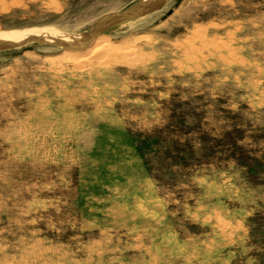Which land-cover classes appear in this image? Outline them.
Segmentation results:
<instances>
[{
    "label": "rangeland",
    "instance_id": "obj_1",
    "mask_svg": "<svg viewBox=\"0 0 264 264\" xmlns=\"http://www.w3.org/2000/svg\"><path fill=\"white\" fill-rule=\"evenodd\" d=\"M40 30L0 43V264H264V0H0Z\"/></svg>",
    "mask_w": 264,
    "mask_h": 264
},
{
    "label": "bare ground",
    "instance_id": "obj_2",
    "mask_svg": "<svg viewBox=\"0 0 264 264\" xmlns=\"http://www.w3.org/2000/svg\"><path fill=\"white\" fill-rule=\"evenodd\" d=\"M150 1V0H148ZM148 3V2H147ZM45 31H32V32H23V33H15L14 34L10 33V34H7V35H4V34H1L0 36V43H5L7 44L5 41H11L13 43L11 44H7L9 46H19V43L22 41V42H27V41H32L34 39H37V41H42V39L45 37ZM48 33V32H46ZM51 35V33L48 34V36ZM47 36V35H46ZM53 38L52 39H59L61 40L60 43L62 42V46L63 49H67V48H80L84 45V43L87 41L86 39H88V35H85L84 37H82V39H70V38H63L61 37L59 34H55L53 33L52 34ZM51 36V37H52ZM55 37V38H54ZM48 38V37H46ZM45 39V38H44ZM99 39V38H98ZM47 40V39H46ZM109 40V39H108ZM108 40H98L97 41V44L101 42V45L102 46H94L95 48H93L92 52L91 53H94V52H98L102 47H117L115 46V44L111 41H108ZM50 41V40H49ZM58 41V40H57ZM89 41V40H88ZM23 44V43H22ZM25 44V43H24ZM84 47V46H83ZM120 47V46H119ZM118 47V48H119ZM122 48V47H121ZM104 49V48H103ZM108 49V48H107ZM111 49V48H110ZM129 53V52H128ZM120 54V53H119ZM123 54V53H122ZM90 58V56H89ZM87 60V58L85 59L84 57V60L83 62H85ZM82 61V60H80Z\"/></svg>",
    "mask_w": 264,
    "mask_h": 264
}]
</instances>
